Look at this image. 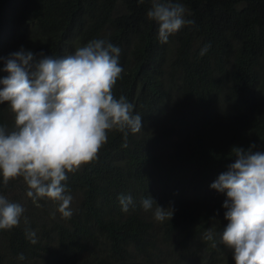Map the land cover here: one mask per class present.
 Segmentation results:
<instances>
[{
	"label": "trees",
	"instance_id": "trees-1",
	"mask_svg": "<svg viewBox=\"0 0 264 264\" xmlns=\"http://www.w3.org/2000/svg\"><path fill=\"white\" fill-rule=\"evenodd\" d=\"M179 2L194 23L162 44L150 0H0V57L23 47L60 58L93 39L118 46L113 95L133 104L142 125L126 139L108 131L97 158L68 174L70 218L16 182L25 211L19 226L0 229V264H235L218 236L216 247L203 236L228 223L226 195L210 185L235 161L232 149L264 153V0ZM0 125L14 127L7 102ZM9 182L0 177V193ZM121 195L133 198L127 212ZM149 196L172 218L156 220L155 202L145 211Z\"/></svg>",
	"mask_w": 264,
	"mask_h": 264
},
{
	"label": "clouds",
	"instance_id": "clouds-1",
	"mask_svg": "<svg viewBox=\"0 0 264 264\" xmlns=\"http://www.w3.org/2000/svg\"><path fill=\"white\" fill-rule=\"evenodd\" d=\"M145 0H138L144 3ZM188 10L179 0H150L147 17L158 25L160 43L186 24ZM210 45H205L203 56ZM121 49L106 39H93L60 58L39 54L23 47L3 60L0 104L7 102L14 113V127L0 125V177L7 183L22 177L27 196L34 201L49 198L58 203L63 218L72 216V196L66 194L69 173L97 158L107 142V132L118 130L125 139L141 130V115L134 113L127 98L113 95L123 71ZM126 146V144L124 145ZM234 147L235 161L210 185L226 195L222 207L227 225L219 233L207 231L203 239L233 250L235 264H264V153ZM124 212L134 206L131 196L118 197ZM154 199L142 198L145 211ZM156 203V202H155ZM154 217L171 219L172 208L156 203ZM25 209L0 195V229L19 226ZM24 223L28 224L27 217ZM31 243L36 233L25 229ZM19 260H24L23 253Z\"/></svg>",
	"mask_w": 264,
	"mask_h": 264
},
{
	"label": "rangeland",
	"instance_id": "rangeland-1",
	"mask_svg": "<svg viewBox=\"0 0 264 264\" xmlns=\"http://www.w3.org/2000/svg\"><path fill=\"white\" fill-rule=\"evenodd\" d=\"M22 182V184L26 187V189L28 190L27 188V185L26 183L24 182L23 178L22 177H17L15 179H12L11 182H9L8 185H10V189L8 190H5V192H2L0 193V195H3L5 196L10 202H15V203H18L20 205H22L23 207L26 205L25 203V200L23 198H15V194L18 193V189H16V182ZM25 197V196H24ZM27 202V201H26ZM56 204V203H54Z\"/></svg>",
	"mask_w": 264,
	"mask_h": 264
}]
</instances>
